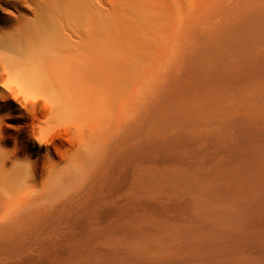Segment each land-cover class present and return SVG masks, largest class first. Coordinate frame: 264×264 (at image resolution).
I'll return each mask as SVG.
<instances>
[{"label": "bare ground", "instance_id": "bare-ground-1", "mask_svg": "<svg viewBox=\"0 0 264 264\" xmlns=\"http://www.w3.org/2000/svg\"><path fill=\"white\" fill-rule=\"evenodd\" d=\"M0 264H264V0H0Z\"/></svg>", "mask_w": 264, "mask_h": 264}]
</instances>
